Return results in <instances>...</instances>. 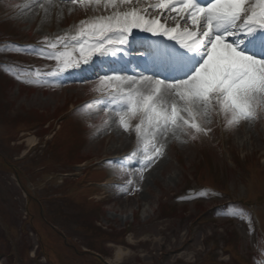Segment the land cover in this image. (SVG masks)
Returning <instances> with one entry per match:
<instances>
[{
	"label": "rangeland",
	"instance_id": "obj_1",
	"mask_svg": "<svg viewBox=\"0 0 264 264\" xmlns=\"http://www.w3.org/2000/svg\"><path fill=\"white\" fill-rule=\"evenodd\" d=\"M24 1L6 0L4 5H0V17L5 7L10 4H14V7L19 6ZM70 7L71 12H69ZM97 14L99 13L91 9H80L69 3H61L59 9L53 8L50 16H45L43 10L33 7L14 17L9 15L12 18L1 25V27L5 26V31L2 33L13 34L19 38L24 36L27 39L31 38L29 36L31 33V36L54 38L65 31L71 32V26L80 20ZM10 48L0 47V59L20 64L30 62L27 59L32 60V55H16L14 52L19 53V48H14L13 44H10ZM9 55L14 57L11 58ZM35 57L38 56L34 55L36 60L41 59ZM20 84L12 74L10 76L0 74V264H46L43 256H40L39 260L32 258L31 252L36 249L37 238L42 245L44 255L47 256L50 250L53 264H99L98 260L91 255L97 257L104 255L102 244L98 239L103 237V242L107 241L109 238L104 237L107 234L110 235V240L115 239L117 243L114 244H120V249L125 254L123 258L116 259L114 255L117 249L112 246L109 254L111 264H158L156 260L164 249L171 252L166 255L169 257L167 258L169 263L166 264H175L174 260L190 264L194 262L198 253L206 251L204 239L210 232V236L215 237L214 234L212 235L215 231L219 245L214 242L211 246H214L221 264H235L233 261L227 262L228 256L220 252L223 242L229 247L235 245L239 247L240 244L243 248L253 246L256 232L252 216L254 217L256 212L264 219V197H262L264 196V116L253 122L241 121L239 125L227 128L226 133L222 131L223 124L220 119L213 117L214 123L211 125L213 131L209 136L187 142H183L186 139L184 137H181V140H171L164 154L143 173V180L139 175L134 174V170L140 167V159L138 166L130 168L125 164L124 168L128 172V177H124L122 188L127 186L128 179H132L134 186L138 185L140 191L127 195L121 194L122 188H120L113 193L112 197V190L107 191L106 194L111 198L110 202L100 203L101 206L96 207L89 201L88 193L82 191L78 195L74 192L68 193L69 189L66 186L78 185L76 182L65 181L60 175L54 174L58 169H62L66 172H78L79 174L75 176L79 177L83 171L79 168L74 169L71 165L78 161L73 158V153L90 158L87 162L99 161V158L111 154L121 156L124 151L128 152L135 148L134 134L123 133L115 124H112L111 130L104 125L95 136L87 138L84 119L81 118L80 112L66 116L63 121L62 118L60 121L57 118L53 123L57 125L62 122V130L56 137V145L51 148V151L52 156L60 155L54 159L59 161L63 168H58L56 165L52 167L54 171L46 174L48 170L46 172L44 170L53 164L43 155L48 147V138L51 136L45 133L52 129L53 123H49V128V124L39 128L33 127L31 132L24 134L23 137H21L23 133H20L18 137L21 139L18 138L15 141L17 133L28 129L26 122L30 124L54 117V114L64 109L69 101L74 102L73 104L83 101L92 89L90 85H78V87L75 83L57 84L47 88H42L40 83L34 84L37 86L35 89L24 88ZM104 118L102 111H93L91 118H88L90 122L88 125L97 119L101 123ZM34 135L39 137H36V141L40 140L41 147L37 152L33 150L24 157L29 145L28 139ZM83 135H85L83 140L75 141L77 137L81 139ZM42 136H44L43 140ZM79 147L81 148L78 149ZM205 156L208 158L207 161ZM236 156H239V161L235 159ZM44 166H46L45 169ZM19 168L24 172L22 173ZM43 172L44 177H40L39 174ZM13 174L17 176L19 190L28 193L29 187L32 192H36L37 196L43 198V201L40 198L36 199V204L42 207L45 222L32 214L35 221L25 223L27 221V218L24 219L26 216H23L25 205L28 212L35 205L34 203L26 204L25 195L22 192L19 195L15 184L16 176ZM38 176L39 178H36ZM94 176V173L88 172L84 180L81 178V182L88 183ZM200 176L208 178L207 186L222 184L224 177L230 182L234 181L232 187L239 197L251 202L262 199L261 206L252 207L251 216L247 209L238 205L239 202H235L234 206L245 212L244 217H232L228 210L227 213L221 212L223 218L216 212V217L220 219L219 224L200 225L189 241L186 228L189 224L185 218H183L184 222L180 218L183 215L188 218L189 213L191 215L198 213V210L193 208L196 199L202 201L206 207L222 201V199L216 200L215 194H211L209 199L196 197L189 199L192 193L187 192L190 188L187 180L199 183L195 178ZM62 182L63 184L65 182V186ZM54 194H63L59 198L61 201L45 204L44 201L50 200ZM101 194L98 195V199L101 198ZM180 195L185 199L176 200L175 198ZM164 202L170 207H175L177 212L169 217L163 216L160 208L162 210ZM95 207L98 209L96 212ZM226 216L234 220L231 225L225 220ZM31 224L34 225L33 229L37 238L31 233ZM125 224H131L132 230L126 235L122 233ZM228 226L235 228L240 238L226 237ZM101 230L107 234L102 233ZM224 234L226 236H223ZM124 235L125 239L122 243L119 237ZM187 240L189 242L185 243ZM212 241L213 239L210 243ZM80 245L86 248L87 252L83 253ZM29 249L31 251L28 252ZM2 250H6V255L2 254ZM9 253H11L10 256H8ZM38 255H40V246L36 249V256ZM205 257L206 255L203 256V262Z\"/></svg>",
	"mask_w": 264,
	"mask_h": 264
},
{
	"label": "snow or ice",
	"instance_id": "obj_2",
	"mask_svg": "<svg viewBox=\"0 0 264 264\" xmlns=\"http://www.w3.org/2000/svg\"><path fill=\"white\" fill-rule=\"evenodd\" d=\"M61 3L99 14L71 32L43 37L38 48L28 46V54L55 61L50 71L29 67L12 76L55 83L96 57L114 65L98 76L92 89L98 98L81 108L95 105L109 130L115 124L134 134L129 155L140 159L134 174L141 180L171 140L209 136L213 117L232 128L264 116V0H30L22 10L35 7L50 16ZM126 185L121 194L140 191L132 179ZM196 198L211 194L201 191ZM226 207L232 217L245 216Z\"/></svg>",
	"mask_w": 264,
	"mask_h": 264
},
{
	"label": "trees",
	"instance_id": "obj_3",
	"mask_svg": "<svg viewBox=\"0 0 264 264\" xmlns=\"http://www.w3.org/2000/svg\"><path fill=\"white\" fill-rule=\"evenodd\" d=\"M229 247V245L228 244H225V246H224V248L226 249V248H228ZM231 251H232V247H229V251L228 252H230L231 253ZM251 253V252H250ZM247 255H250V254H247ZM251 255L254 257V258H260V254H259V252H254V253H251ZM236 257L237 258H235L234 259V263L235 264H244V263H242L243 262V258H242V256H239V255H237L236 254ZM241 261V262H240Z\"/></svg>",
	"mask_w": 264,
	"mask_h": 264
},
{
	"label": "bare ground",
	"instance_id": "obj_4",
	"mask_svg": "<svg viewBox=\"0 0 264 264\" xmlns=\"http://www.w3.org/2000/svg\"><path fill=\"white\" fill-rule=\"evenodd\" d=\"M113 126V125H112ZM32 142V141H29V143ZM123 252L120 248H117V253H116V257L117 258H120L122 256Z\"/></svg>",
	"mask_w": 264,
	"mask_h": 264
}]
</instances>
